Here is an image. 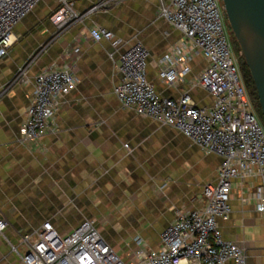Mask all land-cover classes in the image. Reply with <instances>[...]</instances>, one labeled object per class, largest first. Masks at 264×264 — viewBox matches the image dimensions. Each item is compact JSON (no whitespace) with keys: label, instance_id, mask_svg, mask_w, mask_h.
<instances>
[{"label":"crops","instance_id":"0c3cea01","mask_svg":"<svg viewBox=\"0 0 264 264\" xmlns=\"http://www.w3.org/2000/svg\"><path fill=\"white\" fill-rule=\"evenodd\" d=\"M69 2L80 20L57 35L49 18L60 1L42 0L14 28L16 42L0 57V221L6 223L0 264H23L19 255L28 247L22 238H33L46 221L61 235L90 221L118 254L129 251L137 235L156 249L175 212L202 208L203 187L216 184L219 156L171 126L123 109L114 94L121 79L118 58L139 42L148 50L147 79L158 94L177 99L188 93L197 106H212V97L191 82L206 67L202 56L192 57L190 73L176 85L159 79L162 57L181 38L158 16L159 1ZM94 26L114 39L88 40ZM78 38L83 43L76 89L63 98L52 131L34 145L21 143L35 75ZM27 63L29 82L11 84ZM234 195L228 217L216 219L222 237L243 249V264H264V216L252 203L242 204L240 192Z\"/></svg>","mask_w":264,"mask_h":264},{"label":"built area","instance_id":"2783aa9c","mask_svg":"<svg viewBox=\"0 0 264 264\" xmlns=\"http://www.w3.org/2000/svg\"><path fill=\"white\" fill-rule=\"evenodd\" d=\"M42 0H0V57L16 42L14 28ZM50 16L58 35L81 16L69 0ZM158 16L181 34L161 61L159 79L169 86L189 73L193 56H202L206 67L191 80L212 97L211 107L197 106L188 93L177 99L158 94L147 79L148 50L137 42L117 61L121 79L114 88L123 109L173 127L193 144L222 161L216 184L202 190L203 206L192 211H176L159 235L156 249L140 236L132 238L125 262L90 221H84L61 235L49 221L43 222L34 237L22 243L27 251L19 255L23 264H225L244 263L243 249L224 240L216 219L227 218L229 202L238 191L242 204H253L264 216V126L256 117L244 86L240 69L231 51L224 9L219 0H158ZM95 6L92 10L99 8ZM92 42L114 39L100 26L87 32ZM83 40L59 56L58 62L41 69L34 77L33 92L21 127V143L34 145L53 130V121L63 98L77 86V60ZM114 45L118 41L113 42ZM30 64L20 67L11 84L28 83ZM6 227L0 221V232ZM16 252V250H15Z\"/></svg>","mask_w":264,"mask_h":264},{"label":"water","instance_id":"95a60500","mask_svg":"<svg viewBox=\"0 0 264 264\" xmlns=\"http://www.w3.org/2000/svg\"><path fill=\"white\" fill-rule=\"evenodd\" d=\"M222 4L253 79L264 118V0H222Z\"/></svg>","mask_w":264,"mask_h":264},{"label":"trees","instance_id":"16d2710c","mask_svg":"<svg viewBox=\"0 0 264 264\" xmlns=\"http://www.w3.org/2000/svg\"><path fill=\"white\" fill-rule=\"evenodd\" d=\"M219 1H220L221 5L223 6L222 0H219ZM224 17H226L225 13H224ZM227 30H228V33H229L230 42L231 43H235V45H237V47H239V45L236 42V40H235V38H234L229 26L227 27ZM239 50H240V48H239ZM241 59H242V63L239 65V69H240L241 77L243 79L244 86H245V88H246V90L248 92V95H249L250 99L252 101H256V103H257L256 105L259 107L258 98H257V92H256V88H255L253 79L251 77V74L249 72V69L247 67V64H246L243 56H241Z\"/></svg>","mask_w":264,"mask_h":264},{"label":"rangeland","instance_id":"374dc122","mask_svg":"<svg viewBox=\"0 0 264 264\" xmlns=\"http://www.w3.org/2000/svg\"><path fill=\"white\" fill-rule=\"evenodd\" d=\"M224 21H225V25H226V27H228L229 25H228V22H227V19H226V17H224ZM231 51H232V53H233V56H234V58L236 59V61H237V64H238V66L242 63V59H241V53H240V50H239V47H237V45H235V43H231ZM243 80V79H242ZM250 101H251V104H252V107H253V110H254V113H255V115H256V117L258 118V120H259V122L261 123V125H263L264 126V118H263V115H262V112H261V108H260V105H259V102H258V105H259V107L256 105L257 103H256V101H252L251 99H250ZM129 251H126V252H124L123 254H120V256H121V258L125 261V262H127V261H129V258H128V256H127V253H128Z\"/></svg>","mask_w":264,"mask_h":264}]
</instances>
